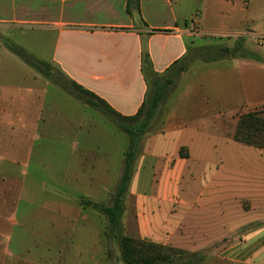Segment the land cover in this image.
Returning a JSON list of instances; mask_svg holds the SVG:
<instances>
[{
	"label": "crops",
	"instance_id": "crops-1",
	"mask_svg": "<svg viewBox=\"0 0 264 264\" xmlns=\"http://www.w3.org/2000/svg\"><path fill=\"white\" fill-rule=\"evenodd\" d=\"M183 2L194 4L200 30L190 27ZM261 25L264 0H0V38L15 26L39 30L51 45L47 63L122 116L134 115L145 98L144 53L157 76L178 69L188 48L206 40L240 37L257 56L189 64L175 79L179 88L161 102L134 162L127 193L134 196L138 237L207 252L200 264H264V149L233 140L238 117L264 109ZM48 107L57 105L41 91L0 92V171L16 165L11 158L30 156L33 130L67 119L51 116ZM44 137L48 158L78 159L71 170L65 162L37 170L71 171L78 195L98 201L108 195V203L92 201L108 205L119 154L108 149L97 160L79 145L61 152ZM25 194L0 196V264H106L103 215L80 202L40 204Z\"/></svg>",
	"mask_w": 264,
	"mask_h": 264
},
{
	"label": "rangeland",
	"instance_id": "rangeland-1",
	"mask_svg": "<svg viewBox=\"0 0 264 264\" xmlns=\"http://www.w3.org/2000/svg\"><path fill=\"white\" fill-rule=\"evenodd\" d=\"M180 7L184 10V14L187 15L186 19L190 27H193L195 24L194 29L200 30V14L194 12V4L192 7H189L183 2ZM261 27L264 29V26L261 25ZM0 33L4 34L5 29L1 28ZM9 34L11 35L8 36L9 38H0V92L9 90L10 93H15L19 96L28 90L41 91L49 104L55 103L57 105L55 109L50 107L47 108V111L52 113L51 116H60L61 113L63 117L67 119H64L62 124H59L57 121V123H53L54 121H52L53 124L50 123L47 126V130H43L45 127L43 125L33 130L34 139L31 142V151L27 150V148L25 151L26 156L28 154L30 156L27 158H11L12 161H16V165L9 163L2 167L3 169L0 171V196H13L17 199L20 196H24L26 193L25 195L35 197L40 204L44 202V200L48 201L52 198L72 206H75L76 203L85 199L100 203H108V195L103 201L94 200L91 197L84 198L78 195L74 187L71 171H49V173H42L37 170V168L41 166H44V168L48 170H54L56 167H51L50 165H58L63 162L66 164L65 168L67 167L68 170H71L72 163H76L78 159L75 155L73 156V154L64 158L60 156H51L48 158L44 151V144L47 142L43 138H45L46 132L49 138L54 139L50 144L53 143L52 145L55 146V149L61 152L64 148L71 149V147H76L77 145H79L80 148L93 150L97 160H102L104 151H108V149L111 150L114 156L119 154L120 157L112 179V192L122 170V153L127 145L126 135L109 116L104 115L101 110L87 105L78 97L77 92L70 85V82L63 77L56 64L51 63L53 76L52 79H50L27 65L17 54H11L9 50L10 44H12L13 47L16 46L21 49L26 55L35 60L47 62L45 59L49 57L51 53V45L42 42L41 37H43V35L39 30L15 26L10 30ZM238 38L240 37L232 39L233 41H231V43H219L217 40L206 41H209L207 44L212 46L225 45L232 47ZM224 39L227 38L224 37L223 40ZM6 48L10 51L11 55L4 53L7 50ZM194 48L195 47L188 48L186 57L189 58V55L193 56L194 53H197L193 50ZM36 73L38 74L35 75ZM179 85L180 83L177 84L176 81H174L170 88L168 90L166 89L167 92L162 100L165 101V99L169 97V93L174 92L179 88ZM258 111H261V109ZM72 118H74V120H72ZM150 129L151 127L148 129L147 133L150 132ZM69 135H73V137L77 136L78 142H67L65 140V142H63L61 140V138ZM57 138H59V140ZM27 143L28 142H26V144ZM65 143H67L68 146H66ZM142 148L143 141L141 150ZM51 180L57 184V187L50 185ZM63 184L65 186H63ZM131 190L134 189H130V192ZM38 211L40 212L41 210ZM87 211H91V209L87 207ZM134 217V196L130 195L128 192L124 198V212L121 219L122 233L133 239L141 240L137 234ZM105 228L106 222L104 229ZM103 240L106 250L108 248L111 253L106 259V264H124L120 259V250L117 242L107 241L104 235ZM144 242L152 243L148 241ZM223 243L231 244L232 242L231 240L224 239ZM199 254L202 256V260H204L207 252L203 251L199 252ZM175 260L183 262V264H194V260L191 262L187 261L190 260V258L186 256L175 257Z\"/></svg>",
	"mask_w": 264,
	"mask_h": 264
},
{
	"label": "trees",
	"instance_id": "trees-1",
	"mask_svg": "<svg viewBox=\"0 0 264 264\" xmlns=\"http://www.w3.org/2000/svg\"><path fill=\"white\" fill-rule=\"evenodd\" d=\"M9 50L17 54L22 60L41 73L42 75L52 79V66L50 63L41 60H35L26 55L21 49L12 44ZM197 53L193 56L185 57V61H181L178 69L167 72L163 76H157L151 70V64L147 58V54L142 56L143 76L147 85L145 98L138 111L131 116H122L114 111L105 101L94 95L93 93L83 89L82 87L71 82L70 85L77 92L87 105L95 107L109 116L118 126V128L126 135L127 145L122 153V170L110 196L108 205L89 201L87 199L80 201L83 207L94 209L103 215L106 220V228L104 236L107 241L117 242L120 250V259L124 264H183L175 257L186 256L199 264L202 256L199 253L186 252L180 249L162 246L155 243H147L141 240L133 239L122 233L121 219L124 212V198L127 194L129 182L133 172L134 162L141 152V145L144 135L150 128L151 122L156 116L158 108L163 101V97L173 84L175 79L181 72L185 71L187 66L196 60L202 62H213L217 60H230L237 58L257 59V56L247 50L243 46V38H238L232 47L225 45H205L195 47ZM188 54V53H187ZM175 62V65L178 64ZM174 65V66H175ZM264 110L250 111L238 117L233 140L235 142L264 149ZM107 257L111 255L107 248ZM185 264V263H184Z\"/></svg>",
	"mask_w": 264,
	"mask_h": 264
},
{
	"label": "built area",
	"instance_id": "built-area-1",
	"mask_svg": "<svg viewBox=\"0 0 264 264\" xmlns=\"http://www.w3.org/2000/svg\"><path fill=\"white\" fill-rule=\"evenodd\" d=\"M193 26H195V24Z\"/></svg>",
	"mask_w": 264,
	"mask_h": 264
}]
</instances>
